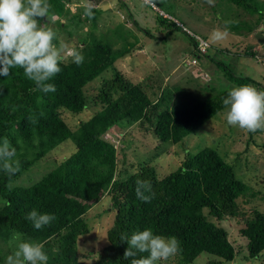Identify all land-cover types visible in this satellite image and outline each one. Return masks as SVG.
I'll return each instance as SVG.
<instances>
[{
    "label": "trees",
    "instance_id": "trees-1",
    "mask_svg": "<svg viewBox=\"0 0 264 264\" xmlns=\"http://www.w3.org/2000/svg\"><path fill=\"white\" fill-rule=\"evenodd\" d=\"M63 1L67 0H49L52 5L49 16L59 14ZM117 1L126 7V0ZM228 1L246 14H257L256 24L263 19L264 8L255 0ZM156 15L164 32L154 36L143 29L147 37L164 42L172 31H181L188 38L192 56H201L190 34L158 13ZM132 24L141 30L134 20ZM254 25L244 24L249 33ZM78 40L79 47L74 49L83 55V63L77 65L69 58L60 65L62 71L49 81L55 84V92L37 90L20 68L11 69L8 77L0 76V143L7 137L17 150L16 160L19 161V168L11 177L0 168V243H6L14 231H19L25 239L44 244L48 264H86L78 259L75 241L88 233L84 214L98 199L101 189L108 190L114 216L106 231L107 243L97 251L95 264H130L123 258L128 244L119 237L122 233L130 235L145 228L165 237H177L181 251L174 257V264H190L200 253L231 261L236 251L227 239V232L206 217L211 216L216 221L232 217L236 213V199L249 191L246 183L234 176L232 165L214 149L204 147L185 155L175 170L162 177L147 164H140L134 172L120 177L115 171L117 145L112 137H104V132L113 131L116 125L141 126L147 122L158 141L176 143L220 112L224 108L222 100L230 89L216 91L212 77L202 82L198 78L202 69L194 65V82L197 87L203 86L207 97L191 96L187 103L170 104V92L165 85L155 99H150L141 83L144 78L157 80L162 73L132 82L114 67V60L129 53L134 43L126 42L122 48H113L110 43L90 34ZM241 55L254 56V52L244 49ZM203 56L214 63L224 80L233 87L254 85L249 77L235 74L228 66L215 61L207 50ZM107 68H111L112 75L102 79L92 104H98V110L89 118L79 120L71 130L62 113L76 115L82 111L86 106L83 87ZM113 134L118 133L113 131ZM119 137L118 134V143ZM67 139L73 142L74 150L57 166L28 186L10 185L47 151ZM137 180L150 181L155 193L151 202L137 199ZM260 198L264 202L263 194ZM33 208L54 214L56 219L36 230L26 219ZM239 234L246 240L247 257H256L264 249V207L260 211L252 210L244 218Z\"/></svg>",
    "mask_w": 264,
    "mask_h": 264
},
{
    "label": "rangeland",
    "instance_id": "rangeland-1",
    "mask_svg": "<svg viewBox=\"0 0 264 264\" xmlns=\"http://www.w3.org/2000/svg\"><path fill=\"white\" fill-rule=\"evenodd\" d=\"M149 1L156 10L140 0H127L126 7L117 0H90L96 11L89 19L83 15L86 0H67L62 2L58 15L49 16L40 23L52 28L57 33V42L68 44L69 49L79 47L78 39L86 34L101 38L113 48H122L126 42L134 43L136 50L132 48L129 54L116 58L114 67L128 75L132 82L140 81L144 76L162 73L157 80L144 78L141 83L150 99H155L159 89L165 85L170 92V104L178 101L189 102L191 96L201 99L207 97L208 93L202 89L203 86L197 87L194 82V65H199L200 69L211 75L216 91L231 89L233 85L224 80L223 73L203 55L196 58V64H182L184 56L193 57L188 38L183 32L172 31V36H168L164 42L146 36L144 30L154 36L164 32V28L157 22L156 14L160 10L176 19L189 32L204 37L209 43L207 54L211 58L228 66L235 74L249 77L255 82L252 86L264 90V43L255 44L259 50L255 51L254 56H239L248 45L245 39L234 34L236 32L243 36L249 33L244 26L246 23L255 24L251 30L254 35L257 31L264 35V15L261 22L256 24L257 14H246L228 0H215L214 6L206 3V0ZM255 1L264 8V0ZM239 12L242 15H235ZM132 20L141 30L133 26ZM214 30L226 32L227 35L223 39H214ZM140 45L143 51L138 52ZM256 59H261L262 62ZM67 60L69 58L66 55L64 61ZM111 75V68H107L85 84L83 91L86 106L82 111L76 115L66 111L62 113L64 122L71 130L76 128L79 120L89 118L98 110L99 105L92 104L99 92L100 82ZM224 113L223 108L176 143L158 141L147 122L141 126L116 125L113 131L121 136L119 143L118 134L114 135L112 130L106 138L112 137L117 145L115 171L120 177L134 172L140 164L153 167L156 175L162 177L175 170L185 155L194 154L204 147L214 149L225 162L232 165L234 176L246 183L249 189L245 195L236 199V213L232 217H224L220 221L211 216L206 217L225 229L227 239L236 254L231 261H223L213 255L200 253L190 264H209L214 261H219L217 264H264V249L256 257L248 258L244 247L246 240L239 234L244 218L252 210L260 211L264 207L263 199L260 198V195H264V130L252 133L232 127L227 124ZM73 150L74 145L70 139L60 142L23 171L10 185L28 186L34 183ZM250 192L256 194L252 195ZM110 203L108 190L100 189L98 199L85 211L84 220L88 233L78 236L75 242L78 259L86 264H95L97 251L107 243L106 231L114 216ZM9 239L6 243H0V264H5L7 255L12 251ZM174 263V257L167 262Z\"/></svg>",
    "mask_w": 264,
    "mask_h": 264
},
{
    "label": "clouds",
    "instance_id": "clouds-1",
    "mask_svg": "<svg viewBox=\"0 0 264 264\" xmlns=\"http://www.w3.org/2000/svg\"><path fill=\"white\" fill-rule=\"evenodd\" d=\"M206 3L214 6L215 0H206ZM51 9L49 0H0V76L8 77L11 69L20 68L23 75L34 82L36 89L44 93L56 91L55 84L49 81L62 71L60 65L66 55L77 65L84 60L80 52L69 49L66 43L57 42V33L52 28L40 23L49 16ZM83 15L89 19L94 16L90 0L84 4ZM173 19L168 20L185 33L189 32ZM226 35L220 30L212 33L214 39H223ZM222 103L228 125L252 133L264 130V90H258L251 84L234 86L228 90ZM16 155V148L5 137L0 143V168L9 177L15 175L19 168ZM135 191L137 199L143 202H151L155 195L150 181L146 180H137ZM26 219L36 230H40L50 225L56 216L33 208ZM119 239L128 244L123 258L130 264H167L181 251L177 237L155 234L150 228L133 231L130 235L122 233ZM8 243L12 251L7 255L5 264H48L49 256L43 243L26 240L19 231L11 234ZM143 253L147 255L138 256Z\"/></svg>",
    "mask_w": 264,
    "mask_h": 264
},
{
    "label": "built area",
    "instance_id": "built-area-1",
    "mask_svg": "<svg viewBox=\"0 0 264 264\" xmlns=\"http://www.w3.org/2000/svg\"><path fill=\"white\" fill-rule=\"evenodd\" d=\"M142 1L143 3L149 5L151 8L155 9V6L149 1V0H140ZM158 13L162 16V17H166L168 19H173L171 18L170 16L166 15L165 13H163L162 11L158 10ZM174 20V19H173ZM175 21V20H174ZM176 22V21H175ZM177 23V22H176ZM179 26H181L179 23H177ZM186 32H188L186 30ZM195 40L196 42V46H195V49L197 50V54L198 55H203L206 50L208 49L209 47V44L207 42V40H205L204 38L202 37H199L195 34H192L190 32H188ZM198 57V56H197ZM197 57H184L183 60H182V64H185V65H193V64H196L197 60L196 58ZM257 61L259 62H262L261 59H256ZM198 78L202 81V82H207L210 80L211 78V75H209L207 72H205L204 70H200V73L198 74ZM109 135V132H105L104 133V137H107Z\"/></svg>",
    "mask_w": 264,
    "mask_h": 264
},
{
    "label": "crops",
    "instance_id": "crops-1",
    "mask_svg": "<svg viewBox=\"0 0 264 264\" xmlns=\"http://www.w3.org/2000/svg\"><path fill=\"white\" fill-rule=\"evenodd\" d=\"M127 1V0H126ZM155 10V9H154ZM170 21V20H169ZM176 26V25H175ZM177 27V26H176ZM173 33V32H172ZM172 33L169 35L170 37L172 36ZM262 33V32H261ZM235 35H236V37H239V38H242V39H245L246 41H247V45L248 46H246V48L245 49H250L252 52H254V54H255V51H257V50H259V48L258 47H256L255 46V44H257V41L255 40V35H254V33L253 32H250V33H246V34H244L243 36H241L240 34H236V32L234 33ZM263 43H264V41H263ZM260 45V44H259ZM262 45V44H261ZM135 47H136V45L134 46V51L136 50L135 49ZM138 50V52L139 51H141L142 50V46L140 45L139 46V48L137 49ZM143 51V50H142ZM131 52V51H130ZM129 52V53H130ZM133 52V51H132ZM129 53H127V54H129ZM235 53V52H234ZM127 54H125V55H127ZM132 54V53H131ZM124 56V55H123ZM239 56H242L241 55V52H240V54H239ZM118 58H120V57H118ZM125 58V57H124ZM126 58H127V56H126ZM118 68V67H117ZM120 70V69H119ZM122 72V71H121ZM123 73V72H122ZM124 74V73H123ZM125 75V74H124ZM126 77H128V75H125ZM167 77V76H166ZM165 77V78H166ZM129 78V77H128Z\"/></svg>",
    "mask_w": 264,
    "mask_h": 264
},
{
    "label": "water",
    "instance_id": "water-1",
    "mask_svg": "<svg viewBox=\"0 0 264 264\" xmlns=\"http://www.w3.org/2000/svg\"><path fill=\"white\" fill-rule=\"evenodd\" d=\"M255 40L257 41L258 44H262L264 41V35L260 31H257L255 33Z\"/></svg>",
    "mask_w": 264,
    "mask_h": 264
}]
</instances>
